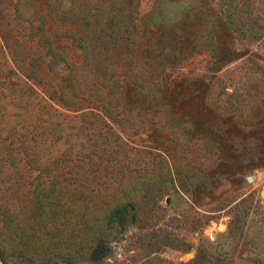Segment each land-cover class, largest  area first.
<instances>
[{
	"label": "rangeland",
	"instance_id": "374dc122",
	"mask_svg": "<svg viewBox=\"0 0 264 264\" xmlns=\"http://www.w3.org/2000/svg\"><path fill=\"white\" fill-rule=\"evenodd\" d=\"M69 3L0 0V243L33 235L26 264H104L89 246L129 203L106 237L116 264H264V0ZM85 12L124 39L81 63ZM37 34L81 66L77 108L48 100L56 73L32 79Z\"/></svg>",
	"mask_w": 264,
	"mask_h": 264
},
{
	"label": "trees",
	"instance_id": "16d2710c",
	"mask_svg": "<svg viewBox=\"0 0 264 264\" xmlns=\"http://www.w3.org/2000/svg\"><path fill=\"white\" fill-rule=\"evenodd\" d=\"M76 16L79 15L77 14ZM80 16H82L80 19L83 20L79 23L84 28V31L87 33V35L86 37H84L85 39L76 40L74 37H70L69 39L71 42L78 45L77 47L79 48V50L83 55L81 63H85L88 60L87 54L89 52L90 47H92L90 50L92 51V55L95 51L98 52L101 51V53L103 52L108 53L110 51L109 49L110 44H112L115 41L117 42L119 39H124V37H122L124 32L121 30H117L116 27L117 24L106 23L104 25L103 23H101L104 20L102 16L99 19L98 18L94 19L93 17L94 15L92 16L91 14L86 12L81 13ZM91 16L93 18H91ZM92 19H94V21H92ZM109 19L110 18H107L106 21L111 22L112 19L110 21ZM99 20H101V22ZM71 23H76V22H71ZM35 36L36 37H33L31 43L37 46L38 50L40 51L39 56L43 64L45 65L46 70L43 69V72L45 73L41 78H32V79H34V81H37V79H42L41 81H43L45 78L49 79L51 76H54L56 74L59 75L58 78L59 80L61 79L62 83L57 86H52L51 88H47L46 95L48 100L51 101L52 103L54 102L65 108H73V109L77 108L78 106H75V101L76 99L79 98V94H78L79 86H76V84L78 80L77 74L81 70V66L79 67L76 64H72L67 58L63 57L62 54L59 58H57L58 60L56 61L55 56L51 57L50 55L53 46L50 40L45 39L43 34H37ZM21 55L22 54H20V56ZM29 59L31 60V58ZM16 62H17V56H16ZM61 66H63L64 68L58 69V67ZM90 66H91L90 75L92 77H95L97 73V68H99V66L98 64H94V65L90 64ZM72 77L75 79L73 80ZM21 93L25 94L23 91ZM82 105L80 107H82ZM22 128L24 129L25 132L24 125L22 126ZM28 175L29 173L24 175V177H27ZM129 207H131L130 211H129ZM133 218H135L134 209L132 210V205L129 203L127 204L121 203L116 208L111 210V212L102 221L100 228L97 229L96 231L97 233L93 240V244L89 246L88 260L97 263V262H101L106 257H108L112 249L109 247L110 241L106 238L107 235H109L107 233L110 230H114V229L125 231L128 225L130 223H133ZM0 222L3 223L5 222V220L0 218ZM15 230L16 229H14V231ZM23 230L26 229L20 228V231ZM19 234H21L19 235L18 238L20 244H18L17 248L13 246V244L11 245L10 242H7V244L2 242L0 243L1 264L27 263V257L30 256L31 250L26 246V243L27 240L30 241V239L33 238L34 236L33 235L28 236L20 232Z\"/></svg>",
	"mask_w": 264,
	"mask_h": 264
},
{
	"label": "clouds",
	"instance_id": "9594fccd",
	"mask_svg": "<svg viewBox=\"0 0 264 264\" xmlns=\"http://www.w3.org/2000/svg\"><path fill=\"white\" fill-rule=\"evenodd\" d=\"M63 7L65 9L71 7L69 0H63ZM175 19L176 18H170L169 23H174ZM109 247L112 249V255H110L104 259V264H116V260L114 259V257L118 258L122 253V249L117 247V243L115 241H110Z\"/></svg>",
	"mask_w": 264,
	"mask_h": 264
},
{
	"label": "water",
	"instance_id": "95a60500",
	"mask_svg": "<svg viewBox=\"0 0 264 264\" xmlns=\"http://www.w3.org/2000/svg\"><path fill=\"white\" fill-rule=\"evenodd\" d=\"M0 260H1V257H0Z\"/></svg>",
	"mask_w": 264,
	"mask_h": 264
}]
</instances>
